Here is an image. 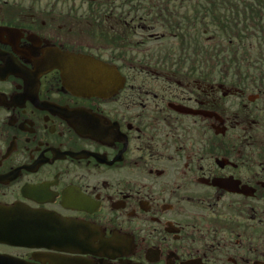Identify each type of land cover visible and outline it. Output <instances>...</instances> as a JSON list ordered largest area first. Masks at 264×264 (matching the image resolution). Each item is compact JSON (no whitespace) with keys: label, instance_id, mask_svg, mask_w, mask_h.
<instances>
[{"label":"flooded vegetation","instance_id":"flooded-vegetation-1","mask_svg":"<svg viewBox=\"0 0 264 264\" xmlns=\"http://www.w3.org/2000/svg\"><path fill=\"white\" fill-rule=\"evenodd\" d=\"M81 1L0 0V211L41 215L0 264H264V1ZM62 52L121 87L73 94Z\"/></svg>","mask_w":264,"mask_h":264},{"label":"water","instance_id":"water-1","mask_svg":"<svg viewBox=\"0 0 264 264\" xmlns=\"http://www.w3.org/2000/svg\"><path fill=\"white\" fill-rule=\"evenodd\" d=\"M52 67H58L62 71L64 82L68 88L79 95L105 96L111 95L118 89L119 79L112 69L93 58L61 53L52 58ZM1 209V208H0ZM9 209L8 212L3 210ZM21 207L5 208L0 211L2 221L0 225L12 237L13 228L16 226L15 219L20 217V232L25 233L33 227V219L41 216L37 213H23ZM19 212V215H17ZM41 232H52L55 230L48 223H43Z\"/></svg>","mask_w":264,"mask_h":264},{"label":"rangeland","instance_id":"rangeland-1","mask_svg":"<svg viewBox=\"0 0 264 264\" xmlns=\"http://www.w3.org/2000/svg\"><path fill=\"white\" fill-rule=\"evenodd\" d=\"M20 1H39V2H61V1H67V10H72V14L76 13L77 16H81L84 13V8L86 7V3H83L81 0H20ZM82 7V8H81ZM57 10H60L61 6L58 4L56 6ZM83 12V13H82ZM159 32V29L154 30V33ZM173 39H166L163 41H159L158 38L151 39V41H148L146 47L147 48H159V43H174L172 42ZM258 55L252 54V56H245L244 64H256L255 58H257ZM250 59V60H249Z\"/></svg>","mask_w":264,"mask_h":264},{"label":"trees","instance_id":"trees-1","mask_svg":"<svg viewBox=\"0 0 264 264\" xmlns=\"http://www.w3.org/2000/svg\"><path fill=\"white\" fill-rule=\"evenodd\" d=\"M254 1H264V0H254ZM263 8V7H262ZM90 10H91V7H90ZM91 14H93V12L91 11ZM94 15V14H93ZM259 32H264V29L263 30H259ZM261 41H264V40H261ZM248 41H246L247 43ZM252 42V41H251ZM264 46V44L262 43L260 46ZM246 47H248L247 45H245V51H248L249 49H247ZM258 50L261 51V54L260 55H264V50H260L259 47H258ZM258 55V54H257ZM258 55V56H260ZM232 59V58H231ZM230 62V60H229Z\"/></svg>","mask_w":264,"mask_h":264}]
</instances>
